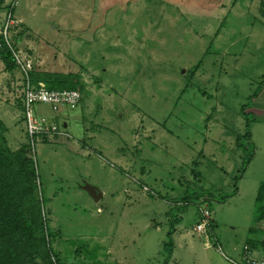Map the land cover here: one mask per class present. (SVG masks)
I'll list each match as a JSON object with an SVG mask.
<instances>
[{"label":"rangeland","instance_id":"rangeland-1","mask_svg":"<svg viewBox=\"0 0 264 264\" xmlns=\"http://www.w3.org/2000/svg\"><path fill=\"white\" fill-rule=\"evenodd\" d=\"M11 4L31 71L84 86L75 109L35 106L62 133L32 154L62 264L238 263L264 230V0H0V29ZM15 67L0 60L11 150L26 143Z\"/></svg>","mask_w":264,"mask_h":264},{"label":"trees","instance_id":"trees-1","mask_svg":"<svg viewBox=\"0 0 264 264\" xmlns=\"http://www.w3.org/2000/svg\"><path fill=\"white\" fill-rule=\"evenodd\" d=\"M13 14L11 5L6 7ZM14 27V26H13ZM21 32L10 39L16 49ZM0 60L7 71L14 70L12 55L0 36ZM33 83L41 82L48 90L83 91L80 77L74 73H55L33 68ZM22 121V118H21ZM7 127L0 120V264H62L51 249V232L37 192L34 162L27 143L11 150L5 138ZM254 224L264 222V183L258 186L254 201ZM250 234L253 232L249 230ZM259 245L264 254V230L250 238L243 250Z\"/></svg>","mask_w":264,"mask_h":264},{"label":"built area","instance_id":"built-area-1","mask_svg":"<svg viewBox=\"0 0 264 264\" xmlns=\"http://www.w3.org/2000/svg\"><path fill=\"white\" fill-rule=\"evenodd\" d=\"M11 7L14 8V4H11ZM13 25L12 14L8 11L5 14L0 29V36L7 45L15 66H17L23 75L21 84V114L26 143L32 157L35 139L47 140L62 134L55 123L54 117L38 116L35 112V106L45 105L53 112H56L59 107L75 109L81 103V93L77 90H48L41 82L33 83L30 79V61L27 57H21L22 55L16 52L9 42V30ZM208 219L209 212L205 209L201 210V220L195 226V231L203 234L206 226L209 224ZM235 264H264V254L255 255L253 252L245 249L241 252L238 263Z\"/></svg>","mask_w":264,"mask_h":264},{"label":"water","instance_id":"water-1","mask_svg":"<svg viewBox=\"0 0 264 264\" xmlns=\"http://www.w3.org/2000/svg\"><path fill=\"white\" fill-rule=\"evenodd\" d=\"M65 126V125H64ZM81 189L96 203L101 198V193L94 186L84 184Z\"/></svg>","mask_w":264,"mask_h":264},{"label":"crops","instance_id":"crops-1","mask_svg":"<svg viewBox=\"0 0 264 264\" xmlns=\"http://www.w3.org/2000/svg\"><path fill=\"white\" fill-rule=\"evenodd\" d=\"M20 108H21V102H20ZM23 124V123H22ZM63 125H65V124H63ZM22 129V131H23V128H21ZM23 134V133H22Z\"/></svg>","mask_w":264,"mask_h":264}]
</instances>
